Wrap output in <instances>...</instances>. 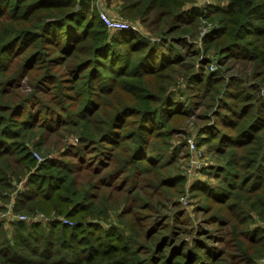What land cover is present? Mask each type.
I'll return each mask as SVG.
<instances>
[{"label":"trees","instance_id":"trees-1","mask_svg":"<svg viewBox=\"0 0 264 264\" xmlns=\"http://www.w3.org/2000/svg\"><path fill=\"white\" fill-rule=\"evenodd\" d=\"M114 1L142 34L89 0H0V213L25 178L14 213L47 217L0 220V264H260L264 0ZM190 118L219 161L217 185L196 182L219 238H183L186 178L165 155Z\"/></svg>","mask_w":264,"mask_h":264},{"label":"rangeland","instance_id":"rangeland-1","mask_svg":"<svg viewBox=\"0 0 264 264\" xmlns=\"http://www.w3.org/2000/svg\"><path fill=\"white\" fill-rule=\"evenodd\" d=\"M89 1L91 2L93 10L97 14H98L99 9L105 10L108 14H114V12L111 11V10L115 11V4H114L115 1L114 0L108 6L104 5V7L106 9L102 8V6H101V4H103V2H104L103 0H89ZM110 6H111V8H110ZM188 7L189 8L190 7L201 8L199 6L198 0H193L192 3ZM109 8H110V10H109ZM229 71L230 72H237L235 70V68L232 70H229ZM28 89H29L28 87L25 88L26 91ZM197 124L198 123H196L195 118H190V119L185 121L184 125L177 128L173 137H172V140H171L173 144L171 145V148L169 149L168 153L165 155V157L169 156V154H171V152L174 151V147H176V149H177L176 152L178 155L176 166H177L178 170H175L174 173H181L182 175H184V172L186 171L187 164H188L187 139L189 138V136H195L196 137V140L198 141L200 148L205 153L204 161L207 162V164H205V168H203L201 170V174L199 175V178L188 179L187 177H185L186 181L184 182L183 192L180 195L178 194L179 196L177 198L180 201V198L184 197V200L183 201L181 200L178 203L179 206L177 209H179V210L182 209L184 212V215H182L179 218H183V219H181L182 223H183L182 225L187 227V229L189 231V234L184 235L183 238H185L189 241H191L195 236L202 238L206 234H209V232L212 233L211 236H214L216 238H219L222 236L220 226L218 224H209L206 221V217L208 215H206V213L204 211H201L197 208V206L207 204V203L206 202L203 203L199 199V195L196 193V192H198L196 187H198L200 185H199V183H196V182H203L204 184H206L208 186L217 185L218 181L213 177V175L208 176L205 173L206 172L205 170H207V168L210 166H216L217 164H219V161H217L215 155L206 146L207 143H205V140L203 139L204 133H200V126H198ZM37 153L39 154V152H37ZM39 155L41 156V153ZM51 155L57 156V152L50 153L49 156H51ZM212 173L215 174V170L212 171ZM25 186H26L25 178L19 180L18 182H15L14 190L12 191V194L16 195V192H19V190H21V192L23 193L24 189L26 188ZM193 188H195L196 191H194ZM66 220H68L70 223H72V221H70L69 219H66ZM70 223H69V225H70ZM255 226H259V227L264 229V222L257 221L256 223H254L252 225L249 224L250 228H253ZM199 228H201V232H200ZM202 232H205V233L203 234ZM214 241H216V239H213L212 242H214ZM216 243L219 245L220 248H223L225 242L216 241ZM261 258H263V257H261ZM260 259L258 260L259 263H260Z\"/></svg>","mask_w":264,"mask_h":264},{"label":"built area","instance_id":"built-area-1","mask_svg":"<svg viewBox=\"0 0 264 264\" xmlns=\"http://www.w3.org/2000/svg\"><path fill=\"white\" fill-rule=\"evenodd\" d=\"M198 1H199V6L201 7V9H203L202 10L203 13H205L207 11V8H209L210 6L218 4V0H198ZM98 17L109 31L130 30L141 34L143 33V28L141 24L137 21L128 20L122 18L119 15L108 14L103 9H99ZM208 31L209 30H207L203 26L201 27L199 38L196 40L198 46H200L201 38ZM209 68L210 69L214 68L212 63L210 64ZM187 144H188V164L186 171L184 172V176L187 177L188 179L199 178V175L201 174V170L205 168V164H207V162L204 161L205 153L200 148L195 136H189V138L187 139ZM32 155L34 156L37 162L42 161L44 159V157L40 156L35 151L33 152ZM21 193H22L21 190H19V192H16V195L12 194L6 209L0 213V220H3V222L6 225H11L18 221L27 222L30 220L32 221L47 220V217L40 212L30 215L25 213H14L16 198L19 197ZM181 200L183 201L184 197H181L180 201ZM58 219L60 220V222L64 224L68 223L69 225L70 223L68 220H66V218L63 217H58ZM260 264H264V257L260 259Z\"/></svg>","mask_w":264,"mask_h":264},{"label":"crops","instance_id":"crops-1","mask_svg":"<svg viewBox=\"0 0 264 264\" xmlns=\"http://www.w3.org/2000/svg\"><path fill=\"white\" fill-rule=\"evenodd\" d=\"M100 4H101V3H100ZM114 4H115V8H116V6H117V5H116V2H115ZM218 4L224 6V5L227 4V0H218ZM104 5H105V4H104V2H103V4H101L102 8H105ZM110 8H111V6H110ZM110 8H109V10H110ZM113 8H114V7H113ZM105 9H106V8H105ZM111 11L114 12V14H112V15H117V14H116V10H115V11H114V10H111ZM5 226H10V225H5Z\"/></svg>","mask_w":264,"mask_h":264}]
</instances>
